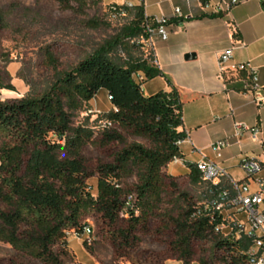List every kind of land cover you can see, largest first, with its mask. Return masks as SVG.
I'll return each mask as SVG.
<instances>
[{
	"label": "trees",
	"instance_id": "obj_1",
	"mask_svg": "<svg viewBox=\"0 0 264 264\" xmlns=\"http://www.w3.org/2000/svg\"><path fill=\"white\" fill-rule=\"evenodd\" d=\"M53 1L64 11L82 15L101 0ZM128 15L132 20L111 40L56 75L42 95L0 100V242L41 264H62L69 237L82 234L88 217H98L111 228L120 224L112 236L123 247H132L141 223L157 208L165 182L171 179L165 169L174 157L180 158L178 142L185 139L180 131L182 103L175 88L144 95L147 80L164 76L154 66L152 53L144 49L143 6L127 10ZM87 25L101 26L94 20ZM4 26L0 15V29ZM130 45L139 54L127 53L122 62L113 60L115 50ZM48 60L55 68L53 57ZM138 74L144 76L142 83L136 81ZM102 91L107 92L112 109L102 117L110 126L102 128L98 139L88 126H75L73 119ZM125 135L147 141L149 148L127 145ZM92 144L123 148L112 163L91 171L84 150ZM188 167L193 178L200 177L195 166ZM93 178L95 194L89 185ZM129 179L137 182L133 190L123 186ZM198 210L190 208L175 222L176 248L190 258V241L210 238L216 251L225 247L221 264H242L235 258L237 246L215 237V224Z\"/></svg>",
	"mask_w": 264,
	"mask_h": 264
},
{
	"label": "rangeland",
	"instance_id": "obj_2",
	"mask_svg": "<svg viewBox=\"0 0 264 264\" xmlns=\"http://www.w3.org/2000/svg\"><path fill=\"white\" fill-rule=\"evenodd\" d=\"M114 3L116 0H101L81 15L62 10L53 0H0V15L5 21V26L0 29V100L42 95L56 75L69 71L111 40L132 20L129 15L112 18L109 9ZM92 20L101 26L89 28L87 23ZM137 49L133 45L127 50L118 48L111 57L122 62L126 60L127 53L139 54ZM49 56L53 57L55 68L50 65ZM104 103L110 107L107 100ZM104 114L98 104L89 103L75 114L73 122L75 126H88L99 139ZM125 139L127 145L140 144L149 148V143L143 139L131 135H125ZM122 148L118 144L107 147L88 145L84 150L87 166L93 171L99 165L112 163L114 154ZM173 166L170 165V171ZM170 178L165 182L159 205L141 223L136 234L138 241L132 247H123L121 240L112 236L120 224L111 228L98 217H88L86 221L93 232L90 241L70 236L66 249L68 253L62 257V264H163L165 260H177L181 264L184 261L189 264H221L223 254L215 250L210 238L192 239L190 258L184 257L176 248L175 222L184 217L190 208L206 203L210 186L191 174ZM136 184L135 179L123 182L124 187L132 190ZM89 185L95 194V178L89 181ZM122 226L125 228L127 223ZM0 264L41 263L0 242Z\"/></svg>",
	"mask_w": 264,
	"mask_h": 264
},
{
	"label": "crops",
	"instance_id": "obj_3",
	"mask_svg": "<svg viewBox=\"0 0 264 264\" xmlns=\"http://www.w3.org/2000/svg\"><path fill=\"white\" fill-rule=\"evenodd\" d=\"M231 1L143 0L148 19L170 21L166 40L155 36L152 42L145 43L144 49L152 53L154 66L164 77L147 80L143 93L151 96L175 88L182 103L180 131L189 138L179 147L181 163L173 164L171 171L172 163L167 166L169 176H187L191 173L189 165L208 159L227 171L228 177L221 179L218 187L229 188L231 180L245 181L251 192H256L258 182L264 181V107H257L252 97L243 93L244 74H220L219 58L225 50L232 49V63L249 64L258 70L264 87V10L262 0H236L235 6L230 5ZM116 3L122 4V0ZM177 9L182 15L179 19ZM188 54L195 55V59L185 60ZM105 100L109 102V97L102 91L90 104H98L108 113L112 106L108 107ZM236 124L257 128V140L248 133L237 137ZM221 140H227L229 146L217 159L211 147ZM245 158L262 164L261 172L251 179L240 169ZM163 264L181 263L165 260Z\"/></svg>",
	"mask_w": 264,
	"mask_h": 264
},
{
	"label": "built area",
	"instance_id": "obj_4",
	"mask_svg": "<svg viewBox=\"0 0 264 264\" xmlns=\"http://www.w3.org/2000/svg\"><path fill=\"white\" fill-rule=\"evenodd\" d=\"M207 0H199L206 2ZM136 3L143 6V0H122V4L114 3L110 7V15L112 18H120L126 16L127 10H132ZM238 1H231L230 5L235 6ZM176 17L181 18L179 9L175 11ZM167 19H148L143 25V34L145 40L142 42H152L155 36L166 40L168 32L166 26ZM233 50H225L219 58V70L223 75L232 72L237 75L244 74L243 93L252 97L253 103L257 107H264V87L260 83L258 70L249 64H233ZM136 81L142 83L145 79L143 74L136 75ZM110 126L104 123L103 127ZM236 136L239 137L243 133L250 134L253 140H257L258 129L249 128L244 124L235 125ZM188 134L185 133V139L178 142L180 147L186 140ZM229 146L227 140H221L212 145L211 150L217 159L222 158V152ZM172 164L181 163L180 158L174 157ZM195 168L200 175L202 181L209 184L206 194V203L198 206L197 214H204L210 219V223H214L213 235L229 244H235L238 251L235 258L242 264H264V181L258 182L259 190L251 192L247 182L230 181L229 188L218 187V182L228 177L227 171L220 165L208 159H202L196 163ZM240 169L246 175L247 179L255 177L262 170V164L250 158L241 161ZM133 197H128L129 204ZM228 212L227 216L224 213ZM241 217V218H239ZM217 222V224H216ZM93 235L92 227L86 225L80 236L74 235L78 240L87 239ZM225 247L219 249V253L223 254Z\"/></svg>",
	"mask_w": 264,
	"mask_h": 264
},
{
	"label": "water",
	"instance_id": "obj_5",
	"mask_svg": "<svg viewBox=\"0 0 264 264\" xmlns=\"http://www.w3.org/2000/svg\"><path fill=\"white\" fill-rule=\"evenodd\" d=\"M193 59H195V55H193V54H188L185 56V60H187V61L193 60Z\"/></svg>",
	"mask_w": 264,
	"mask_h": 264
}]
</instances>
